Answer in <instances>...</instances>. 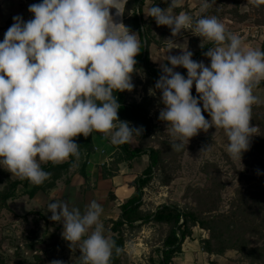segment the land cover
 <instances>
[{"label":"clouds","instance_id":"1","mask_svg":"<svg viewBox=\"0 0 264 264\" xmlns=\"http://www.w3.org/2000/svg\"><path fill=\"white\" fill-rule=\"evenodd\" d=\"M248 2L264 5V0ZM214 3L201 0L199 12ZM126 4L127 0H42L28 8L34 18L25 22L13 17L0 42V167L39 186L51 177L42 164L80 160L75 137L97 132L120 146L142 134V127L119 119L121 105L115 95L133 90L135 57L146 45L138 33L114 21L111 9L122 17ZM183 6L184 0H171L165 9L151 6L146 15L158 26H168L173 38L190 31L201 38V48L211 45L203 53L210 64L193 60L187 45L165 40L166 52L180 48L182 54L165 56L171 67L162 63V75L149 89L150 95L161 93L164 107L158 119L167 124L172 151H183L192 137L215 127L227 137L228 156L241 161L257 131L250 122L253 106L261 103L254 89L264 81V51L245 48L240 35L227 31L215 15L175 11ZM177 67L187 70V78L174 71ZM211 148H202L201 154ZM47 211L51 221L62 223V237L79 251L80 264H111L113 253L123 252L105 234L100 219L104 209L97 201L81 210L57 200Z\"/></svg>","mask_w":264,"mask_h":264},{"label":"rangeland","instance_id":"2","mask_svg":"<svg viewBox=\"0 0 264 264\" xmlns=\"http://www.w3.org/2000/svg\"><path fill=\"white\" fill-rule=\"evenodd\" d=\"M169 1L171 2V0ZM209 2L211 3L212 0ZM191 5L193 4L190 0H184L183 7L188 10L186 12L196 16L194 14L195 8ZM235 8L238 9L239 13L231 11ZM208 10L212 11L211 15L217 16L227 31L236 34L247 25L264 23V5L256 7L248 0H215L214 5ZM205 13H199V15ZM242 16H246V20L241 21ZM257 21L261 22L258 23ZM167 32L171 33L168 26H158L155 19L152 21L150 34L154 39L153 43L160 46L163 35ZM132 83L134 88L129 92L130 101L147 97L152 100L151 109L163 105L159 90L155 91V95L149 94V89H154L156 83L151 82L143 72L132 74ZM159 112V109L153 111V117L157 121H159ZM263 121L264 111L252 110L250 123L257 128L252 137H256L260 133L259 130ZM255 122L258 124L255 125ZM159 127L160 130L156 132L155 136L145 143L147 146L161 147L163 142L171 140L166 131L167 127L161 125ZM133 143L138 145V139L136 138ZM227 144L228 140L223 130H216L215 127H211L207 132L200 131L198 135L192 137L183 153L177 155L171 152L166 153V161L169 162L168 167L163 171H157L152 182L145 188L144 207L154 210L161 204L176 203L182 208L215 207L217 208L215 213H228L233 208L235 201L243 196L249 203L247 211H250L257 222L261 223L264 233V209H259L260 202L254 203L253 201L255 193L264 190V157L242 156L241 161L232 160L226 152ZM208 146H212L211 151L201 154V149ZM79 166L77 164L71 168L70 172L60 181L68 180L70 176L80 174ZM9 179L20 178L0 167V190L3 189ZM22 190L20 188L19 193ZM51 190L42 191L43 193L39 191L37 194L43 195H38L35 198L20 195L16 199L9 200V210L0 211V257L3 261L2 264H50L53 260H61L64 264H77L79 262L80 253L78 250H72L69 247V242L63 239V231L59 229L60 223L51 221L43 214V204ZM111 219L103 222L105 234L109 236H111L109 224ZM165 232L166 226L154 223L127 230L125 254L121 264H149V259L152 256L158 260L159 255L156 250L162 246ZM208 236V231L203 229L201 231V228L195 227L192 238H188L183 247L195 244L193 241H199ZM251 241L255 246L264 245V238L260 236L252 237ZM211 256H207V258L209 259ZM214 256L217 257L218 255ZM222 256L226 258L225 264H264V260H248L236 250H228ZM196 262V264H201L199 258Z\"/></svg>","mask_w":264,"mask_h":264},{"label":"trees","instance_id":"3","mask_svg":"<svg viewBox=\"0 0 264 264\" xmlns=\"http://www.w3.org/2000/svg\"><path fill=\"white\" fill-rule=\"evenodd\" d=\"M171 2L169 0H154L152 5L159 6L165 9ZM239 3V2H238ZM145 0H129L126 8L125 25L139 34L141 41L144 42L143 29L146 35V45L141 47L140 53L135 57L137 64L136 71L143 72L151 82L156 83L162 71L156 68V64L152 61L150 56V45L154 42L150 34V26L153 17L149 16L147 19L143 17V7ZM238 7V6H237ZM181 10L188 11L186 8H177L178 13ZM231 11L239 13L238 9ZM132 12V14H129ZM217 13V12H216ZM212 11L208 10L202 15H211ZM246 20V16H242L241 21ZM260 23L259 21H257ZM211 45H205L197 52L193 53L192 59L200 60L203 53L208 50ZM264 51V40L260 48ZM180 74L187 78V70L182 68ZM264 81L256 88L263 87ZM117 101L121 105L118 110V117L121 121H128L130 126L142 127V134L137 137L138 145L133 146L132 143L124 144L116 147V151L112 154L111 160L103 166V176L113 177L119 171V165L124 162H130L144 154L149 156V164L141 175H139L133 182L136 190L135 193L129 197L123 204L120 205L121 215L118 219L109 220L111 238L116 245L123 248V252L117 256L113 253L111 264H121L122 258L125 254L126 232L138 228L142 225L154 223L161 226H166L165 236L162 246L158 248L159 258L155 260L150 257L149 264H171L174 258L182 252L183 244L188 238H192L194 228L199 227L209 232L207 238L200 240L201 249L211 255H224L228 250H236L244 258L251 261L264 260V245H254L251 238L260 236L264 238L263 227L261 223L248 210L249 203L240 196L234 203L233 208L228 213H215V207L198 209L196 207L182 208L176 203L161 204L154 210L146 209L144 202V190L154 179L157 171H163L168 167L169 162L166 161V153L171 152L175 155L181 152L172 151L170 140L163 142L161 147L147 146L145 143L149 142L156 132L160 130L156 119L151 115V98L143 97L141 100H129V91L117 92ZM192 95L196 97L198 94L192 89ZM202 107V104L200 105ZM252 110L264 111V104L254 105ZM206 119L210 117L206 112H202ZM258 123L255 122V125ZM260 133L256 137H251L249 150L244 152L242 156H261L264 157V121L261 123ZM74 141L80 146L81 157L77 162L70 159L60 165H53L50 162L42 164L45 171L51 173L49 180L42 185L36 186L31 184L28 180L9 179L3 189L0 190V211L9 210V200L16 199L20 195H28L34 198L39 191H48L53 189L57 182L66 176L71 168L79 164V173L86 177V166L89 155L94 151L93 135L85 138L79 135L74 138ZM173 159V158H172ZM171 159V160H172ZM163 182H165L163 180ZM22 192L19 193V189ZM254 203L260 202V210L264 209V190L255 193L253 197ZM32 213V212H30ZM3 261L0 257V264ZM77 264H80L78 262ZM210 264H217L215 260H210Z\"/></svg>","mask_w":264,"mask_h":264},{"label":"crops","instance_id":"4","mask_svg":"<svg viewBox=\"0 0 264 264\" xmlns=\"http://www.w3.org/2000/svg\"><path fill=\"white\" fill-rule=\"evenodd\" d=\"M128 1L129 0H127V3ZM152 2L153 0H145V5L142 11L144 19L148 17L146 14L150 9ZM190 2L193 4L191 7L195 8L194 14H199L201 0H190ZM38 3H42V0H0V42L3 41L6 31L14 23L13 17L20 16L25 22H27L34 18L33 14L28 11L29 6ZM126 8L127 4L125 5V12L122 17H116V10L111 9L115 22H122L125 25V20L127 19ZM168 39H172L176 44H181V47L187 45L188 50L192 53L197 52L201 48V38L193 35L190 31H184L182 35L175 38L172 37L171 33H165L160 46L152 43L149 48L152 61L156 64V68L161 71L162 63L171 67V65L165 60V56L182 54L180 48H173L169 52H166L168 45L165 40ZM242 40L245 48L260 49L264 39L244 38ZM200 61L205 63V65L210 64V60L204 55L200 58L199 62ZM182 68L183 67H177L174 71L179 72ZM192 89L195 91L194 85ZM254 95L258 96L261 100V103L258 105L264 104V86L255 88ZM163 107L164 105L161 107L155 106L151 109V115L153 116V111L155 109L161 110ZM156 122L158 125L167 127V124L164 121L156 120ZM92 135L94 145L101 149H105L107 154H101L100 151H95L89 155L88 158L90 159V163L85 169L86 177L80 174H75L70 176L68 180L58 182L57 186L48 194L49 196L43 204V214L47 218L51 216V213L47 211V205L50 202L57 200L65 201L70 207L74 206L83 210L86 205L95 200L100 203L104 209L100 218L102 222L111 218L116 219L121 213L119 208L120 205L135 193L136 188L133 185V182L148 166V154H144L130 162L121 163L119 165V171L115 176L105 178L103 176L101 163L111 160L112 154L116 151V147L111 144L108 139L100 136L99 133L95 132ZM132 145L136 146L133 142ZM41 193L43 192L41 191ZM38 195L43 194L38 193L35 197ZM59 229L63 231L62 223H60ZM196 241H193L195 244L184 246L182 252L179 256L174 258L171 264H196L197 258L200 259L201 264H210V260H215L217 264L226 263V258L222 255H218L217 257L213 255L208 259V253L204 252L200 247V240Z\"/></svg>","mask_w":264,"mask_h":264},{"label":"built area","instance_id":"5","mask_svg":"<svg viewBox=\"0 0 264 264\" xmlns=\"http://www.w3.org/2000/svg\"><path fill=\"white\" fill-rule=\"evenodd\" d=\"M237 34H239L242 39H244V38L264 39V23L260 24V25H254V24L253 25H247V26L243 27L240 30V32ZM99 134H100V136L105 138L103 134H101V133H99ZM95 151H100L101 154H107L105 149H101V148L94 145V151L93 152H95ZM89 163H90V159L88 158L87 159V165ZM108 163H109V161L108 162L107 161L102 162L101 167L103 168V166L107 165Z\"/></svg>","mask_w":264,"mask_h":264},{"label":"water","instance_id":"6","mask_svg":"<svg viewBox=\"0 0 264 264\" xmlns=\"http://www.w3.org/2000/svg\"><path fill=\"white\" fill-rule=\"evenodd\" d=\"M143 34H144V41H146V35H145V32H144V29H143Z\"/></svg>","mask_w":264,"mask_h":264}]
</instances>
